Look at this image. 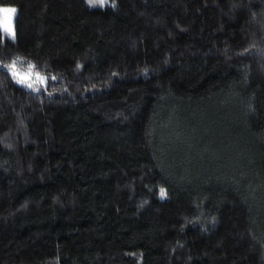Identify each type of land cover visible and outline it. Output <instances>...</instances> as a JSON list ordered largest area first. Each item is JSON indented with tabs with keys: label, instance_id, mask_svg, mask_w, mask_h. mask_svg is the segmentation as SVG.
I'll list each match as a JSON object with an SVG mask.
<instances>
[{
	"label": "trees",
	"instance_id": "16d2710c",
	"mask_svg": "<svg viewBox=\"0 0 264 264\" xmlns=\"http://www.w3.org/2000/svg\"><path fill=\"white\" fill-rule=\"evenodd\" d=\"M112 2L0 0V264H264V0Z\"/></svg>",
	"mask_w": 264,
	"mask_h": 264
},
{
	"label": "rangeland",
	"instance_id": "374dc122",
	"mask_svg": "<svg viewBox=\"0 0 264 264\" xmlns=\"http://www.w3.org/2000/svg\"><path fill=\"white\" fill-rule=\"evenodd\" d=\"M87 2V0H86ZM112 0H106L105 4L104 5H108V4H112ZM88 4V3H87ZM89 5V4H88ZM99 4H96L94 6H98ZM90 6V5H89ZM0 9H15L16 11V8L15 6H12V5H0ZM14 15H15V12L14 13H0V27L1 29L3 30L4 32V27H7L10 29V32H4L6 35L10 36V37H13L12 33H14ZM15 71L17 72V80L18 82L20 80H24L25 83H27L28 81H35V82H41V83H45L47 81V77L46 75L44 74H41L39 72H36L34 70H30V69H27L25 71H19L18 69L15 68ZM39 74V75H37ZM40 77H45L46 79L42 82L40 80ZM23 83V84H25ZM161 189L164 190V193L165 195H163L162 197L164 198H170L171 195L168 193L166 187L164 184H160V195H161Z\"/></svg>",
	"mask_w": 264,
	"mask_h": 264
},
{
	"label": "snow or ice",
	"instance_id": "6c2138e0",
	"mask_svg": "<svg viewBox=\"0 0 264 264\" xmlns=\"http://www.w3.org/2000/svg\"><path fill=\"white\" fill-rule=\"evenodd\" d=\"M105 2H106V0H87V3H88L90 6H94V5H96V4H99V5L103 6V5L105 4ZM9 12L14 13V12H15V9H0V13H9ZM4 32H6V33H7V32H10V29L7 28V27H4ZM12 35H13V38H14V33H12ZM15 64H16V62L13 61V63H12L11 65H7V67H9L10 70H12V73H13V76H14V77L18 75L17 72L15 71ZM28 67H29V69L31 70L32 68H34V65L29 64ZM37 75H39V74H37ZM45 79H46L45 77H40V80H41L42 82H43ZM19 82H20V83H25L24 80H20ZM28 87H32V84L29 83V84H28ZM163 195H165V193H164V190L161 189V196H163Z\"/></svg>",
	"mask_w": 264,
	"mask_h": 264
}]
</instances>
